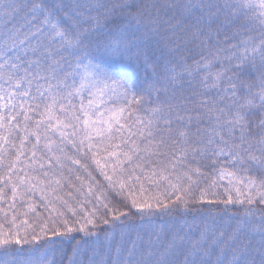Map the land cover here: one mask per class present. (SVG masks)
<instances>
[{
	"label": "snow or ice",
	"instance_id": "obj_1",
	"mask_svg": "<svg viewBox=\"0 0 264 264\" xmlns=\"http://www.w3.org/2000/svg\"><path fill=\"white\" fill-rule=\"evenodd\" d=\"M0 264H264V0H0Z\"/></svg>",
	"mask_w": 264,
	"mask_h": 264
}]
</instances>
